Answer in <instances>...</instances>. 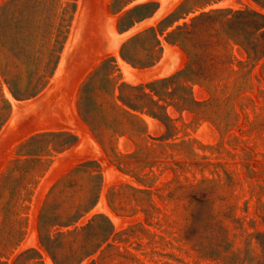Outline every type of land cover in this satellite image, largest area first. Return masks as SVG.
Wrapping results in <instances>:
<instances>
[{"label": "rangeland", "instance_id": "obj_1", "mask_svg": "<svg viewBox=\"0 0 264 264\" xmlns=\"http://www.w3.org/2000/svg\"><path fill=\"white\" fill-rule=\"evenodd\" d=\"M206 12L204 44L170 35ZM263 24L0 0V264H264Z\"/></svg>", "mask_w": 264, "mask_h": 264}, {"label": "trees", "instance_id": "obj_2", "mask_svg": "<svg viewBox=\"0 0 264 264\" xmlns=\"http://www.w3.org/2000/svg\"><path fill=\"white\" fill-rule=\"evenodd\" d=\"M214 14L206 12L200 15L195 16L191 22H185L183 25H179L177 29L170 32V35L179 32L185 35V39H187L193 47H199L204 44V37L202 33L197 34L196 30L207 25L210 20L214 18ZM233 18H242V12L234 13L233 17L229 20H233ZM264 24L259 27V29H263ZM191 68V67H190ZM263 240V248H264V233L262 234Z\"/></svg>", "mask_w": 264, "mask_h": 264}]
</instances>
